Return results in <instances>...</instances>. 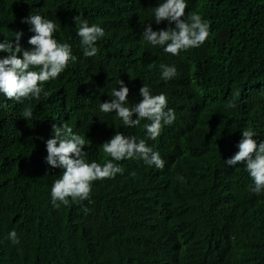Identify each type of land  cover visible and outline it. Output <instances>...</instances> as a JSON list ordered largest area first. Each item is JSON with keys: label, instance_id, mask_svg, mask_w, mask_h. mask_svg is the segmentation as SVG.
<instances>
[{"label": "trees", "instance_id": "16d2710c", "mask_svg": "<svg viewBox=\"0 0 264 264\" xmlns=\"http://www.w3.org/2000/svg\"><path fill=\"white\" fill-rule=\"evenodd\" d=\"M0 264H264V0H0Z\"/></svg>", "mask_w": 264, "mask_h": 264}, {"label": "clouds", "instance_id": "9594fccd", "mask_svg": "<svg viewBox=\"0 0 264 264\" xmlns=\"http://www.w3.org/2000/svg\"><path fill=\"white\" fill-rule=\"evenodd\" d=\"M26 70H29V69H28V68H26ZM31 77H34V75H33V76H31ZM50 79H52V77H51V78H49V80H50ZM49 80H48V81H49ZM247 89H249V88H247ZM251 92H254V90H253V89H249V90H246V91H245V93H247V94H250Z\"/></svg>", "mask_w": 264, "mask_h": 264}]
</instances>
